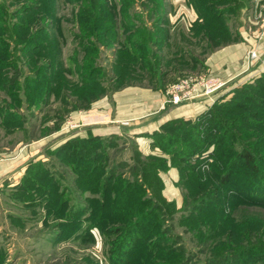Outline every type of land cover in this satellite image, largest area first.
I'll list each match as a JSON object with an SVG mask.
<instances>
[{"label": "rangeland", "instance_id": "1", "mask_svg": "<svg viewBox=\"0 0 264 264\" xmlns=\"http://www.w3.org/2000/svg\"><path fill=\"white\" fill-rule=\"evenodd\" d=\"M139 2L131 0L130 6L137 8ZM111 4L120 7L122 1L0 0V105L27 104L25 93L29 92V86L32 89L37 86L30 83L32 79L37 78L43 92L48 89L50 77L59 72H67L69 76L58 84L52 81L53 89L49 88L48 95L34 107L20 112L34 136L44 127L43 112L46 114L43 119L49 118L47 124L64 115L63 124L69 128L65 129V137L59 138L60 142L70 134L84 131L83 126L76 127L77 120L82 119L78 112H71L69 103L84 105L74 94L73 86L80 84L75 66L85 59L91 60L92 68L100 69L96 77L104 91L96 99L97 105H107L111 93L122 86L142 85L144 80L136 81L137 73L120 77L118 71L109 72L113 53L103 41L104 36L101 40L90 37L96 48L93 51L81 48L79 23L91 22L93 17L98 22L97 15H90L91 10ZM120 16H116L118 21ZM131 17L137 21V16ZM231 23L236 22H229L230 26ZM83 34L89 39L88 33ZM137 34L133 33L131 41L137 40ZM130 47L133 49L135 45ZM151 50L141 51L148 55ZM196 70L202 73L198 76L212 85L225 83L208 75L210 70ZM123 77L125 81L119 83ZM231 82L214 90L226 88L221 97L212 101V105H221L217 112V108L212 109L215 117L200 137L191 138L178 127L174 143L162 136L163 146L154 144L146 152L130 137L116 142L109 152L110 163L119 165L125 177H114L108 183L105 199L95 194L96 222H87L92 216L88 207L90 193L78 190L74 185L76 175L66 167L64 186L71 191L66 192L69 206L74 201L81 207L75 237L67 235L70 229L64 231V236L60 231L54 233V219L40 220L43 208L30 209L23 203L29 219L26 217L14 225V218L21 214L22 208L16 214H8L9 217L0 210V225L4 226L0 229V251L4 252V264H264V65L256 76ZM11 92L17 99L12 100ZM213 95L209 93L210 100ZM99 107L97 113L108 110ZM89 120L84 118L83 124L88 125ZM190 131L194 136L198 133V129ZM2 132L0 128V141L4 142ZM51 139L56 141V136L48 141ZM45 153L54 163L59 161L54 151ZM15 191L10 196L18 207L21 201L14 197Z\"/></svg>", "mask_w": 264, "mask_h": 264}, {"label": "crops", "instance_id": "2", "mask_svg": "<svg viewBox=\"0 0 264 264\" xmlns=\"http://www.w3.org/2000/svg\"><path fill=\"white\" fill-rule=\"evenodd\" d=\"M139 1L140 6L137 8L130 6L127 9L130 15L128 18L132 22L127 25V28L122 25L124 18L121 7L114 8L115 14L121 16L120 22L117 20L116 39L108 50L113 53L109 67V72L112 74L120 48L127 46L132 52L130 45L134 41L133 43L128 42V37L142 30L147 32L149 46H145V42L137 45L138 50L135 53L137 64L133 73V75L137 73L138 80L136 81L144 80L142 85H129V83L120 87L121 91L112 92L111 106L110 102H105L107 105L98 104L108 109L107 111L102 110L103 114L97 113V108L100 109V107L96 99L85 107L79 105L76 108L71 107L72 113L78 112L82 120L90 119L89 124L91 125L77 120L76 127L83 126L84 131L79 135L70 134L61 142L58 140L60 137H65L64 132L68 127L67 124H63L64 115L62 119L57 117L49 121L51 124H47L49 118L43 119L46 115L43 112L41 122L45 123L37 136L33 135L25 119L22 125L9 130L4 127L0 117V128L3 129L2 134L5 136V141H0V210L5 211L4 216L9 217L10 213L16 214L15 212H19V207H21V214L17 215L21 216L20 219L26 220L29 215H26L24 211L25 204L43 208L42 197H38L35 202L24 205L21 203L16 207L10 196V192L16 190V186L30 171L31 162L38 160L50 168L60 185H65L66 167L70 168L71 173L75 175L70 164L66 166L65 163L59 161L54 163L51 156L45 153L53 151L66 140L75 136L86 137L88 132L101 137H130L137 142L139 149H144L146 152L155 144L154 132H159L166 122L180 117L193 122L196 116L209 109L212 101L221 97L224 91L226 92V88L213 92L214 97L211 100L209 99L211 96L199 95L185 102L171 104L166 102L165 98L170 84L184 76L199 77L198 75L202 73H197L198 68L200 72L210 70L208 75L215 76L225 83L230 81L234 83L235 80L254 77L260 73L264 65V59H262L264 56V0H211L212 7L207 4L209 0H160L161 6L157 5L154 0ZM132 15L137 16V21L133 20ZM215 19L217 23L228 25L231 33L229 37L222 33L216 40H212L209 36V29ZM229 22L236 23L234 25L231 23L232 26H230ZM137 36L140 39L145 38L140 34ZM145 48L152 49L148 51V55L141 51ZM251 48L256 50V57L249 64L246 60V53ZM55 78L58 84L59 81L67 80L69 76L67 72L64 74L59 72ZM170 78L172 80L168 81ZM156 87L158 89H155ZM61 92H63L62 89ZM119 95L124 101L120 100ZM57 103L60 104L59 101ZM69 105L74 104L69 103ZM32 107L34 105L28 107L21 104L17 106V111L23 112V109ZM44 107L46 108V105L41 107V110ZM63 107L61 112H64ZM56 111L59 112L60 108H56ZM85 113L88 114L85 115ZM45 129L48 130L43 133ZM54 136H56V141L52 139L48 141ZM110 150L107 149V153ZM18 221L21 220L15 219L13 225ZM10 222L12 223L11 220ZM2 228L4 229V226L1 224L0 229Z\"/></svg>", "mask_w": 264, "mask_h": 264}, {"label": "trees", "instance_id": "3", "mask_svg": "<svg viewBox=\"0 0 264 264\" xmlns=\"http://www.w3.org/2000/svg\"><path fill=\"white\" fill-rule=\"evenodd\" d=\"M120 1H122V5L120 7L122 9V16L124 18L122 25L127 28V25L132 23L128 18L130 16L127 13V9L130 7L131 0ZM154 1L157 3V5L161 6L160 0ZM207 4H210V7H212L213 2L209 0ZM115 7L116 6L113 4L110 6L104 5L101 7H95L91 10L92 14L90 15H97L99 18L98 22L94 21L95 18L93 17L90 19L91 22L79 23V27L81 28L80 40L82 49L86 51H93V49H96L94 46V39L101 40L103 36L106 39L103 41L107 46L113 44L117 35V15L114 12ZM58 25L59 24L56 26ZM83 33H88L89 39L85 37ZM146 33L147 32L144 30L138 32V34L143 35L145 38H136L137 40H134V43L131 41L133 36L131 35L128 37L127 41L135 45V47L132 49V52L127 48V46H122L118 51L114 72L118 71V75L120 77H122L121 75L123 74L124 76L133 75L137 62V58L135 56V53L138 50L137 45H142V42H145V46H148ZM222 33H224L226 37L231 35L228 25L221 22L217 23L216 19L213 20V23L209 29V36L212 37V40H216L219 37L218 35L221 36ZM91 36L94 37V39L90 38ZM86 44L88 45L86 46ZM49 70L52 71V65L49 67ZM75 70L78 73L80 84L73 86L74 94L78 100L84 102V105L81 104V106L85 107L88 106L92 100L97 99L104 91V88L99 85V79L96 77L97 72H99L100 69L96 70L95 68H92L91 60L88 58L76 64ZM52 80L56 82L55 77H50L48 89L46 90L45 88L42 92L39 85L40 82L37 80V78L32 79L30 83H34L37 86L35 89H32L31 86H29V92H26L24 95L25 100L27 101V104L25 105L28 107L31 105L35 106L40 100L44 98V96L48 95L49 90L53 89L50 88ZM124 81L125 80L123 77L119 83ZM9 96L12 98V100H15V98L17 99V95L12 92L9 93ZM17 105L20 106L21 102L13 106L0 105V117L6 129L10 130L15 126H20L17 124L22 125V115L20 112L14 109ZM219 105L221 104L214 103L207 111L200 113L199 116L196 117V120H194L195 122L184 121L182 120V117L166 122L159 132H154L155 145L160 147L163 146L165 141H163L164 138H162V136L166 137L168 141H172L173 138L176 141V133L179 128H183V130L189 134L191 138L200 137L203 133H205L207 125L209 126V123H212V117L214 116L212 109L217 108V112L220 108ZM71 107L76 108L77 105L74 104ZM191 128L198 129V133L195 136L190 131ZM47 130L48 129H45L43 133H45ZM171 130L174 131L172 134L170 133ZM121 139L122 137L120 136L101 137L88 132L86 137H72L66 140L60 146L53 149L55 152L54 155L59 159L60 162L71 165V168L76 175L74 181L78 190L80 192L88 191L90 193V203L88 204V207L90 209L89 211H92V216L88 217L87 222H96L97 220L96 207L98 199L96 198L95 194L99 193L102 197L101 199H105L108 191V183L112 182L114 177H125L124 170H119V165L115 166L114 164L110 163L112 158L110 159L109 153H107V149L114 148L113 146L117 145L118 141ZM172 143H174V141H172ZM125 162L128 163L127 161ZM31 163L32 166L30 167V171L17 186L14 197L18 198L22 203L27 201H30L31 203L38 199V197H42L41 199L44 203L43 209L44 215L46 216L45 218L49 217L54 219L56 222L55 224L58 225L56 233L60 231L61 235L64 236V231H68V229H70L67 235H73L75 237V233H77V230L80 226L81 207L67 213L66 210H68L69 203L65 200L63 205H60L63 197L60 193V182L56 180L50 168L38 160ZM120 172L121 174H119ZM132 172L133 171H130V173ZM93 194L94 196L92 197L91 195ZM63 218H65V222H61V219ZM14 219L19 218L16 217ZM19 220L23 221L22 219ZM58 235L60 236V234ZM5 262L6 259L4 252L0 251V264H4Z\"/></svg>", "mask_w": 264, "mask_h": 264}, {"label": "built area", "instance_id": "4", "mask_svg": "<svg viewBox=\"0 0 264 264\" xmlns=\"http://www.w3.org/2000/svg\"><path fill=\"white\" fill-rule=\"evenodd\" d=\"M255 57V49L249 50L246 53V60L249 64ZM223 84L224 82L221 81L218 84L212 85L205 81L201 76H184L169 85L166 92V102L176 104L191 98H195L199 95H205L209 93L212 94L214 90L220 88Z\"/></svg>", "mask_w": 264, "mask_h": 264}, {"label": "flooded vegetation", "instance_id": "5", "mask_svg": "<svg viewBox=\"0 0 264 264\" xmlns=\"http://www.w3.org/2000/svg\"><path fill=\"white\" fill-rule=\"evenodd\" d=\"M52 174H53V172H52ZM54 175V174H53ZM60 193H61V195L63 196L62 197V200H61V202H60V205H63V203H64V201L66 200L68 203H69V200H70V198H69V194H66V192H71L70 190H67L66 188H65V186L64 185H60ZM37 200V199H36ZM35 200V201H36ZM34 201V202H35ZM25 203H30V201H27V202H25ZM72 204L70 205V206H68V210H66V212L67 213H69V212H71V211H74L76 208H79L80 207V204L79 203H75L74 201L73 202H71ZM13 204L15 205V204H17V202H13ZM18 204H21V202H19ZM24 205V204H23ZM29 205V204H28ZM71 206H73V207H71ZM29 208L30 209H33V207H30V205H29ZM74 208V209H73ZM68 215V214H67ZM19 219H20V217L19 216H17ZM46 216L43 214V216L41 217V221H44L46 218H45ZM61 222H65V218H63V219H61ZM56 222H54V226H52V230L53 229H55V232L54 233H56V230H57V226L58 225H56L55 224ZM53 233V234H54Z\"/></svg>", "mask_w": 264, "mask_h": 264}, {"label": "bare ground", "instance_id": "6", "mask_svg": "<svg viewBox=\"0 0 264 264\" xmlns=\"http://www.w3.org/2000/svg\"><path fill=\"white\" fill-rule=\"evenodd\" d=\"M205 95H207V96H208L209 94H205Z\"/></svg>", "mask_w": 264, "mask_h": 264}]
</instances>
